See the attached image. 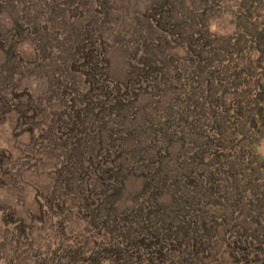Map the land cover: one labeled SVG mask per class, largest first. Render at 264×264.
<instances>
[{
	"label": "rangeland",
	"instance_id": "374dc122",
	"mask_svg": "<svg viewBox=\"0 0 264 264\" xmlns=\"http://www.w3.org/2000/svg\"><path fill=\"white\" fill-rule=\"evenodd\" d=\"M251 33L241 88L264 0H0V264H264V137L197 148Z\"/></svg>",
	"mask_w": 264,
	"mask_h": 264
},
{
	"label": "trees",
	"instance_id": "16d2710c",
	"mask_svg": "<svg viewBox=\"0 0 264 264\" xmlns=\"http://www.w3.org/2000/svg\"><path fill=\"white\" fill-rule=\"evenodd\" d=\"M251 4H253V2H251ZM254 42L256 45L259 43L258 40L253 37V34L250 41H247L245 36L232 38L229 48L231 51L227 52V57H229L228 65L232 64V66L230 67V69H232V73L231 77H229V79L231 80V82H229L231 83L230 85H227L222 80L213 79V76H211L212 71L210 70L208 72L209 78L207 80V88L212 95L213 101L215 99L214 103L218 105V108L220 109L225 106V110L221 112L222 114L216 111L217 113H220L217 114L214 111V115L210 116L212 117L211 122L213 120L214 126L212 127V129H210V131L203 132V134L200 136V142L202 140L205 141L201 146L198 145L197 148L200 151L199 155L201 158H204V156H206V153L210 161H218L222 165L219 170L223 168L226 170L231 169V165L233 162L230 161L231 155L227 154V152H230L235 142L245 147H249L251 149V152H254L255 146L264 137V85H259L257 78H252L250 70L245 74V89L243 88V86L241 88L242 84H236V80L239 77L238 75L240 74L237 72L239 65L237 62L241 58V50L248 43H250L249 48L254 49ZM258 49L260 48L258 47ZM212 51L214 54L210 53L211 57L207 58V64L212 62L215 55L216 57H218V52H216L214 49L209 50V52ZM258 51L260 55H262L260 50ZM249 58V64L251 65ZM218 71L221 70L218 69ZM215 72H217L216 69L213 74ZM251 82L258 87V91H255V89H251ZM195 94L196 88L193 89L192 95L195 96ZM227 102L229 103V105L227 104ZM210 105H212V107L210 108H213V104ZM231 111H233V113ZM237 112L242 113L240 114L241 117H239V119H236V116L232 117V115L234 114L237 115ZM234 134H237L238 137ZM197 141L198 140H196V142ZM199 146L201 149H199ZM211 149L215 150L210 151ZM208 158L202 160L208 161ZM226 162L228 163V165L225 164ZM221 179H223V181H221V184L228 189V193H240L241 195L248 190V186L252 188L251 181L248 183V186H246L242 183L240 184L239 181H231V183L227 179ZM255 180L258 181V179Z\"/></svg>",
	"mask_w": 264,
	"mask_h": 264
}]
</instances>
